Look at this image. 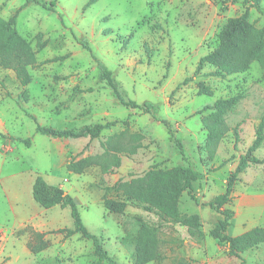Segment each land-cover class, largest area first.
Listing matches in <instances>:
<instances>
[{
  "label": "rangeland",
  "instance_id": "rangeland-1",
  "mask_svg": "<svg viewBox=\"0 0 264 264\" xmlns=\"http://www.w3.org/2000/svg\"><path fill=\"white\" fill-rule=\"evenodd\" d=\"M56 2L51 10L34 2L25 5L26 0H0V16L17 14L19 32L35 49L46 41L37 53L39 63L28 67L32 82L27 86L14 70L0 65V264H107L94 255L92 240L61 232L74 227L70 207L44 208L34 199L37 174L77 199L85 225L118 264H135L143 226L154 229L159 252L147 264H241L212 235L222 215L208 203L225 192L228 177L255 139L264 112L263 69L254 61L245 72L225 77L211 75L210 64L195 71L200 58L218 46L229 18L248 9L249 20L264 27V0L260 9L243 0H96L88 7L89 0ZM93 55L113 71L126 100L155 104L157 118L121 104L100 79ZM201 83L212 94L201 93ZM234 95L241 97L224 114L229 131L210 160L202 119L212 109L199 111ZM108 121L116 124L98 138H55L37 131L38 124L80 130ZM105 154L120 160L108 172L98 163L80 174L67 169L72 159ZM254 155L264 159V141ZM188 164L202 174L197 200L185 191L180 201L183 217L198 216L194 233L131 201L123 214L104 207V196L125 199L111 188L116 182L152 168ZM232 195L222 207L233 211L226 233L238 236L264 226V163H251ZM255 248L261 250L258 258ZM240 255L242 264L260 258L258 264H264V243Z\"/></svg>",
  "mask_w": 264,
  "mask_h": 264
},
{
  "label": "trees",
  "instance_id": "trees-1",
  "mask_svg": "<svg viewBox=\"0 0 264 264\" xmlns=\"http://www.w3.org/2000/svg\"><path fill=\"white\" fill-rule=\"evenodd\" d=\"M31 2L51 10L57 6L56 0H26L25 5ZM95 2L96 0H89L86 6L88 7ZM250 2L260 9L261 0H243L244 4ZM17 17V14H14L9 19L0 16V65L3 68L14 70L20 84L27 86L32 82V75L28 67L36 66L39 63L37 53L46 46V41L41 42L38 48L35 49L30 40L19 32ZM81 42L84 48L92 51L88 41L81 40ZM93 57L98 62L100 79L107 81L121 104L138 108L157 118V106L155 104L151 102L140 104L134 100H126L118 89L113 71L105 63L99 61L95 55ZM254 61H258L261 64L263 69L262 79L264 80V27H257L249 20V11L247 9L243 14L228 19L219 34L218 46L200 58L195 73L198 74L207 64H210L214 67L211 75L225 77L245 72ZM188 80V78L185 79V81ZM200 92L211 93V90L201 83ZM240 97L241 95H234L228 98H219L213 105H206L199 111L200 113L207 109H212L202 119L203 125L207 130L205 147L210 160L214 159L220 142L229 131L224 114L238 102ZM115 124L116 121L100 122L86 125L80 130L72 128L55 129L38 124L37 131L55 138H79L81 136L98 138L105 129ZM166 124L169 131L173 134L169 123ZM24 141L28 145L31 144L30 138ZM263 141L264 112L256 129L254 141L246 154L240 156L236 168L228 177L225 192L216 195L208 203L210 207L222 215V219L218 221L212 231V235L220 242H225L229 249L241 259V264L244 261V258L240 255L241 252L264 243V226H256L241 235L231 236L226 231L231 224L233 211L229 208L222 209V207L233 199L234 184L239 180L240 174L251 163H264V159L254 155V152L262 145ZM176 142L182 156L185 157L182 142L178 138H176ZM96 163L100 164L105 172H108L113 164L118 166L120 160L118 157H110L108 154L102 157L87 156L79 160H70L67 164V169L80 174L87 167ZM201 178L202 174L190 164L177 165L167 169L152 168L141 177L133 178L129 181L116 182L111 188H114L118 193L121 192L125 199L104 196L103 204L109 212L123 214L129 204L128 202L131 201L149 212H156L163 220L187 225L189 230L193 232L192 228L198 226V216L183 217L180 211V201L185 191L188 192L192 199L197 200V185ZM32 192L34 199L44 208H52L56 205L63 208H71L74 227L61 229V232H65L66 238L79 233L83 238L92 240L94 255L99 258L100 263L106 261L107 264H118L115 258L103 247L101 238L91 233L85 225L79 210L78 201L74 196L63 187L50 184L41 174L36 175ZM158 255L157 238L154 229L143 226L140 229L137 240L135 264H147L155 260Z\"/></svg>",
  "mask_w": 264,
  "mask_h": 264
},
{
  "label": "crops",
  "instance_id": "crops-1",
  "mask_svg": "<svg viewBox=\"0 0 264 264\" xmlns=\"http://www.w3.org/2000/svg\"><path fill=\"white\" fill-rule=\"evenodd\" d=\"M59 186L63 187L62 185H59ZM263 215H264V214H263ZM263 215H261V216L259 215L260 218H262ZM255 227H256V226H255ZM253 251H255L254 255L258 258V257L260 256V254H261V250L258 249V248H255V249H253ZM260 261H263V259H262V260H261V258H260V259H257V263H256V264H258V262L260 263Z\"/></svg>",
  "mask_w": 264,
  "mask_h": 264
}]
</instances>
